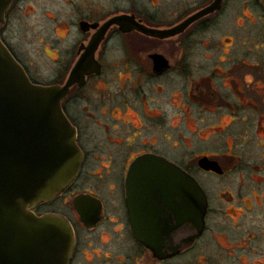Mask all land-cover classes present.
<instances>
[{"label":"flooded vegetation","instance_id":"obj_1","mask_svg":"<svg viewBox=\"0 0 264 264\" xmlns=\"http://www.w3.org/2000/svg\"><path fill=\"white\" fill-rule=\"evenodd\" d=\"M10 1L0 38L31 80L64 85L82 73L62 101L80 170L34 209L71 222L69 264L76 223L127 237L123 258L102 253L97 264H264L262 1ZM25 11L38 17L40 63L10 41L28 37ZM38 67L56 74L41 81ZM82 194L87 218L97 213L91 225L75 204Z\"/></svg>","mask_w":264,"mask_h":264},{"label":"water","instance_id":"obj_2","mask_svg":"<svg viewBox=\"0 0 264 264\" xmlns=\"http://www.w3.org/2000/svg\"><path fill=\"white\" fill-rule=\"evenodd\" d=\"M10 2L0 0V20ZM81 74L74 70L64 85L33 82L0 38V264H69L73 256L71 222L34 209L56 198L80 170L83 153L62 101ZM88 199L79 195L75 204L91 225L97 213L88 219L81 206ZM204 212L200 196V221Z\"/></svg>","mask_w":264,"mask_h":264},{"label":"rangeland","instance_id":"obj_3","mask_svg":"<svg viewBox=\"0 0 264 264\" xmlns=\"http://www.w3.org/2000/svg\"><path fill=\"white\" fill-rule=\"evenodd\" d=\"M24 13L26 14V11ZM24 17H26L25 20H27L25 21V23L26 26L28 27L27 28L29 32L28 37L20 40L12 38L10 39V41L12 45L16 48L17 53L24 60L40 63L39 60L42 61L43 57L40 55L36 46L34 47L35 38L32 37L34 35L31 33L32 29H34L32 26L35 25L31 23L33 19L38 20V17L35 16L36 18H34L32 15L30 16L27 14ZM19 23L20 20L18 19V21H16L14 17L12 29L13 27L14 29L15 27H18L20 25ZM227 24H229V22ZM38 36L39 35H37V37ZM38 39L40 38H37V40ZM20 42L25 44L24 53H21L22 47L20 46L22 44ZM31 74L36 79L48 82L53 79V76L56 74V72L54 73L52 70H48V68L46 67L43 68L38 67V69L36 68V70L32 69ZM61 201L59 200L58 203L49 206V208L53 209L59 207L61 205L60 204ZM62 208H63V204H62ZM67 211L68 213H70V209H67ZM261 222H263L264 224V218L261 220ZM247 224H249L248 220L246 222H241L239 228H241V230L243 231L247 226ZM222 225L228 228V226L224 222L222 223ZM76 231L78 236L77 238L78 242H77L76 254L74 255L73 258V264H97L99 260L98 258L101 255L104 256V254H107L108 256L111 255L112 258H123V252L125 253L128 252L127 237L123 238L122 232L118 231L117 228L113 229L111 225L105 224L104 226H100L94 230H86L83 229L82 227L80 228L76 223ZM181 262L182 264H190V260L185 257ZM209 264H213V263H209Z\"/></svg>","mask_w":264,"mask_h":264}]
</instances>
